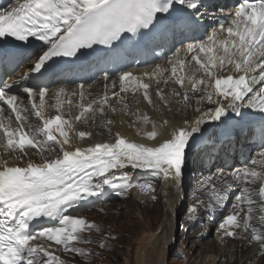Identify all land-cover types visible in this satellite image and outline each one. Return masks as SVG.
Wrapping results in <instances>:
<instances>
[{"label": "snow or ice", "instance_id": "6c2138e0", "mask_svg": "<svg viewBox=\"0 0 264 264\" xmlns=\"http://www.w3.org/2000/svg\"><path fill=\"white\" fill-rule=\"evenodd\" d=\"M222 8L217 0H14L0 10V148L16 161L0 156V264H64L60 254L93 255L77 245L96 243L85 234L101 229L74 215L95 203L90 198L99 200L107 188L117 196L136 189L156 200L153 184L133 182L130 169L170 183L166 196L182 205L184 171L198 155L193 148L205 140L223 147L222 139L237 131L256 138L260 150L228 172L234 183L226 181L223 190L211 177L200 181L196 191L207 201L195 196L184 210L196 223L207 210L221 209L222 238H243L264 254V230L253 225L264 226V0H236L226 15ZM158 49L171 56L151 71L129 70L133 53L158 56ZM89 56L97 58L103 80H111L101 95L86 97L83 83L49 95L43 78ZM25 64L36 75L4 79ZM116 65L123 67L112 79ZM133 101L198 115L165 134L170 121L158 125L139 108L132 111ZM116 105L135 117L129 127L140 125L136 135L146 142L112 133L107 112L116 113ZM81 122L102 123L112 142L74 145V138L94 136L76 130ZM30 153L39 162L25 164ZM115 239L109 234L98 246Z\"/></svg>", "mask_w": 264, "mask_h": 264}, {"label": "rangeland", "instance_id": "374dc122", "mask_svg": "<svg viewBox=\"0 0 264 264\" xmlns=\"http://www.w3.org/2000/svg\"><path fill=\"white\" fill-rule=\"evenodd\" d=\"M83 130L85 131V129ZM189 171L197 173L199 170L194 169ZM151 178L147 181H151L156 184L154 186L156 191L151 195L158 194L160 197L162 192V183L159 180V183L157 184V182H155V179ZM191 178L193 179L194 176H191ZM141 179L143 178L141 177L139 180ZM189 190L190 188L188 189V191ZM132 191L133 192L130 191L125 195L126 198L124 197L123 200H120L117 203H110L109 205H105V207H96L94 208L96 210L85 211L87 212V214L78 215L95 223L101 229V232L97 233L93 231L91 233L85 234L86 238L96 241V243L77 245L78 247L84 249L86 252L93 253V255L75 256L71 253L60 254L64 264H132V251L136 244L139 243L138 239L141 230H144L145 232L147 231V235H153V232L157 227L156 215L154 211H149L146 208L144 201H142L143 197H145L146 194L141 193L136 189H133ZM141 194L144 196L142 197ZM190 195L192 196L193 194H191L190 192ZM146 197H148V200H150L151 204H149V206H153L152 203L154 202V200H151L149 198L150 195H146ZM160 202H162L161 199L158 201L159 208ZM100 210H102L101 212L104 211V213L109 212L108 217L105 219L106 221L100 219L101 217L99 218L97 217V215H95L96 213L100 212ZM178 210H181V208H178ZM119 214H121L120 217H118ZM185 214L186 213L177 214L176 221L172 225L170 245L169 247H167L164 253L163 264H197L201 260V258H203V256H207L208 258H210V262L206 264H227V262H225L227 254L222 256L221 259L217 260L218 258L215 256L216 253H214L217 249H219L218 247H216V235L220 233V231L218 230V225H216V227L214 228L215 233L213 229L204 225L203 231L201 222H197L196 225L193 224L191 226H185V221L182 220ZM260 228L264 230V228ZM185 229L187 230L185 231ZM109 234L111 236H115L116 239L107 240V247L105 249H100L98 246V242L101 240H105V238ZM213 234L215 236L214 240ZM173 237L175 238V243L172 242ZM238 240L242 241L241 238H238ZM238 240H236L235 242H238ZM232 241L234 242V240L228 239L227 242ZM214 247H216L217 249L213 251V256L210 250ZM249 248H251V253H248L246 257L252 256L253 252L259 250V246L255 243L249 246ZM258 253H260V251ZM151 254H153V252H150L149 258ZM235 258L237 257L235 256ZM245 261V257H241L237 263L243 264ZM235 262L236 261L234 259L233 261H228L229 264H237Z\"/></svg>", "mask_w": 264, "mask_h": 264}, {"label": "bare ground", "instance_id": "6f19581e", "mask_svg": "<svg viewBox=\"0 0 264 264\" xmlns=\"http://www.w3.org/2000/svg\"><path fill=\"white\" fill-rule=\"evenodd\" d=\"M169 87H175L174 85H169ZM103 92L101 90H92L89 92L88 97H95L98 95H101ZM117 107V112L116 113H111L110 111L107 112V118L108 119H112L114 121V124L111 127V131L114 134L115 132L119 131L121 133L122 136L126 137L127 139L130 140H134L136 142H146L144 140L141 139V137L136 135V128L140 127V125H136V127H129L130 123L132 122V120L135 117L132 116H126L123 114L122 111H120V106L116 105ZM136 108H139L141 110V112L147 113L154 121H156V123L158 125H160L162 123L163 119H168L170 121V125L168 126L167 129H161V131H163L165 134H167V131L170 129V127L172 125H178L180 124L185 118L188 119H193L195 117V115H198L196 113L193 112L192 109H188L187 111L184 112H177L175 114L173 113H168L166 110L164 111H154L151 107H149L146 102L141 101L140 104H136L134 101L132 102V111H135ZM75 112L77 111L76 108L73 109ZM77 127L76 130L79 131L80 129H85V131H91L94 133L93 138L85 140V141H79L76 140L75 138L73 139V143L74 145H81V144H89L91 142H95V141H107L104 138H110L109 142H112V136H110L108 134V131L105 129V127L103 126V124H98V125H92L91 123L89 124H84V123H77ZM101 125V128H99V130H93V129H98V127ZM149 130H150V125L148 126ZM105 131V132H104ZM191 159V163L188 164L186 166V168H188V170H194V169H198V163H197V159L196 158H190ZM127 171H129L131 173V177L133 176L132 180H134L133 182H140L143 183L145 182L144 180H150L151 175L150 174H146L144 176L139 175L140 171H133L128 169ZM200 171V170H199ZM199 171L197 173H199ZM143 178L141 180H139L140 178ZM211 177L213 180V183L216 185L217 188L223 190L225 182H231L228 178H222V176L220 174H215V175H208L205 178ZM136 178V179H134ZM204 178V179H205ZM151 179H155V182H157V184L159 183V180L161 181L162 185H161V196L159 197L158 194H156L155 196L157 197L156 200H154V202L152 203L153 206H149L150 200H148V197H143L144 195H142L143 199L142 201H144V204L146 206V208L149 211H154L155 215H156V223H157V227L155 228V234L153 231V235H147V231L145 232L144 230H141L139 239H138V244H136V246L133 248L132 251V264H163V259H164V253L167 249V247H169L170 245V240H171V233H172V225H173V216H177L178 214V209L176 210V208H183L185 206V204L181 205L180 201H176L175 203H173V201H171L167 196L166 193H168L171 189V185L170 183H166L161 177H155L152 176ZM202 180V178H197L196 177V173L194 178L192 179L187 178L186 180V185L184 187V190L186 188H190V190L187 191L188 192H193L196 191L198 188V185H200V181ZM151 182V181H149ZM153 184V186H155L156 184H154V182H151ZM188 186V187H187ZM253 188V190L257 189V185H252L251 186ZM201 194V193H199ZM190 195V193H189ZM150 198V197H149ZM202 198H208L207 196H205L204 194L202 195ZM151 199V198H150ZM162 200V202H160V208L158 207V201ZM152 200V199H151ZM184 203V201H183ZM232 203V202H231ZM177 205H180L179 207H177ZM217 208H213L212 211H216ZM159 210V211H158ZM230 212L233 211L230 207L227 209ZM102 210H100V212L96 213L95 215H97V217H101L100 219L105 220L108 215L109 212L104 213L101 212ZM225 214V213H224ZM222 213H220V215H224ZM121 214L118 215V217H120ZM153 216V215H152ZM172 216V219L170 220L169 217ZM185 221V226L187 225H193L195 223H191L188 221L187 219V215L185 214V216H183V219ZM89 221V220H88ZM106 221V220H105ZM154 221V220H153ZM152 221V222H153ZM183 221V222H184ZM91 222V221H90ZM151 223V222H150ZM217 223V222H216ZM215 223V224H216ZM150 225V224H149ZM204 225V224H203ZM253 225L255 227H262L264 228V226L257 224L255 221H253ZM211 225H207V227H210ZM104 232V231H103ZM108 232V231H107ZM131 233V232H130ZM222 238V233H218L216 235V247H218L219 249H217L216 247L212 248L210 251L213 255V251L215 249H217L214 253L215 256L218 258L217 260L221 259L222 256L227 254L226 260L225 262L228 263V261H233V259L236 261L235 263L238 262V260L241 257H245L246 261L243 264H264V254H260V253H255L253 254L251 257H246L248 253H251V248H249V243L246 242L245 239L241 238V240H238V242H223ZM230 239V238H228ZM233 240V239H230ZM253 244V243H252ZM251 244V245H252ZM149 250V251H148ZM150 252H153V254L150 255L149 258V254ZM218 254V255H217ZM251 255V254H250ZM214 256V255H213ZM235 256L237 258H235ZM212 259V256H211ZM210 262V258H208L207 256H203V258H201V260L197 263V264H206ZM238 264V263H237Z\"/></svg>", "mask_w": 264, "mask_h": 264}]
</instances>
